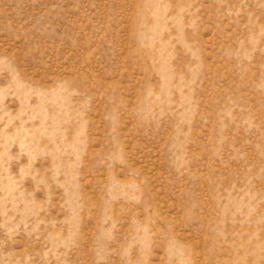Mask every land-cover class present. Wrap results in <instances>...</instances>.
<instances>
[{
  "label": "rangeland",
  "instance_id": "374dc122",
  "mask_svg": "<svg viewBox=\"0 0 264 264\" xmlns=\"http://www.w3.org/2000/svg\"><path fill=\"white\" fill-rule=\"evenodd\" d=\"M0 264H264V0H0Z\"/></svg>",
  "mask_w": 264,
  "mask_h": 264
}]
</instances>
